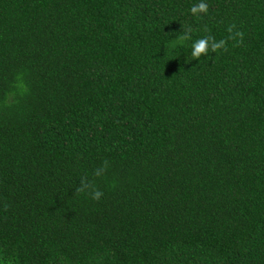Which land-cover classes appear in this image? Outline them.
<instances>
[{
	"label": "trees",
	"instance_id": "obj_1",
	"mask_svg": "<svg viewBox=\"0 0 264 264\" xmlns=\"http://www.w3.org/2000/svg\"><path fill=\"white\" fill-rule=\"evenodd\" d=\"M199 2L0 0V264H264V0Z\"/></svg>",
	"mask_w": 264,
	"mask_h": 264
},
{
	"label": "clouds",
	"instance_id": "obj_2",
	"mask_svg": "<svg viewBox=\"0 0 264 264\" xmlns=\"http://www.w3.org/2000/svg\"><path fill=\"white\" fill-rule=\"evenodd\" d=\"M208 9H209L208 4L205 3L204 0H201V2L193 5L190 8V12L193 15H197L200 13L206 14L208 12ZM233 28H235V25L229 26L228 31L231 33ZM204 31H206V32L209 31L207 26H205ZM190 33H191L190 28L184 30V34L181 35L180 37H178L177 40L174 42V44L191 39ZM236 35L240 36L241 42H242L243 33L237 32ZM221 48H223L225 51H227L226 41L220 40L219 42H217L214 37L208 35V36H205L203 38H199L192 43L191 56L194 59L198 60L202 55H207L209 52V49H211V51L215 53ZM107 167H108V162L105 160L101 167H98L97 169L94 170V173H93L94 176L99 177V176L103 175L104 172L106 171ZM76 193H86L87 195H89L91 197V199H93L95 201H99L101 199V197L104 195L102 190L97 188L93 182L88 181L86 178H81L79 186L76 187Z\"/></svg>",
	"mask_w": 264,
	"mask_h": 264
}]
</instances>
